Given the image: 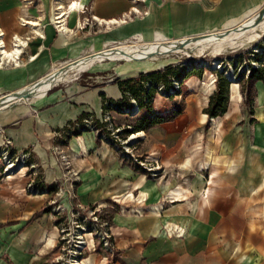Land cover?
Wrapping results in <instances>:
<instances>
[{"label": "crops", "instance_id": "0c3cea01", "mask_svg": "<svg viewBox=\"0 0 264 264\" xmlns=\"http://www.w3.org/2000/svg\"><path fill=\"white\" fill-rule=\"evenodd\" d=\"M75 1L81 7L72 12ZM66 4H70L68 10L57 7ZM263 6L264 0H0V100L43 81L57 68L108 49V45L96 49L101 37L90 36L91 23L116 27L108 35L118 40L113 44L134 38L150 44L159 35L173 42L231 31L236 27H227L244 20L242 25ZM60 13L62 27L55 20ZM127 17L126 22H116ZM219 28L226 30H214ZM154 58L126 59L108 80L101 71L81 74L53 85L45 94L0 105V128L16 149L33 146L47 167L46 179L52 180L57 169L48 149L58 141L53 133L82 115L100 116L105 99L119 101L123 92L117 78H135L170 64L149 63ZM194 78L186 81L190 92ZM190 96L193 102L186 98L180 113L144 129L137 153L158 160L162 172L157 178L120 159L93 133L69 142L73 154L80 153L74 158L75 167L84 169L78 186L82 202L107 203L115 198L125 205L121 204L125 211L117 207L111 214L115 264H264V201L254 199L263 191L264 141L259 140L257 148L244 141L235 151L232 144L220 146L217 120L231 121L236 109L210 117ZM263 96L262 87L259 101ZM177 98H155L154 110L159 109L160 115L173 112L182 103ZM145 114L143 110L135 117H115L135 123ZM212 173L220 178L215 186ZM42 204L43 198H34L26 208L0 205V264L53 260L56 239L50 230L54 220L43 212Z\"/></svg>", "mask_w": 264, "mask_h": 264}, {"label": "rangeland", "instance_id": "374dc122", "mask_svg": "<svg viewBox=\"0 0 264 264\" xmlns=\"http://www.w3.org/2000/svg\"><path fill=\"white\" fill-rule=\"evenodd\" d=\"M72 1L74 0H69L70 3ZM69 5L70 4H66L57 7H60V11H62L65 7L68 10ZM242 22H244V20ZM240 23L239 21H237L227 28L231 29L236 27V29H239L244 25L242 24V26H239ZM91 25L92 26L88 31V33L90 32V36L101 37L100 44L96 46V49H100L99 51L103 50V47H105V45H108V47L106 48H112L120 46L122 44L131 45L135 42H139L142 44L145 43L142 40H138V38L129 39L125 42L113 44L118 40L111 39L108 37V35L111 34L116 27H114L113 25L105 24L95 25L93 23H91ZM68 29L71 31L70 28ZM214 30L221 31L226 29L219 28ZM209 31L212 32L213 30ZM256 34L258 36L255 39H249V36L244 37L236 41V43H238L236 47L227 48L226 50H223L218 54L213 53L211 49H207L204 52L200 53L198 50L192 48L184 49L178 52H170L168 53L169 55L159 54L157 57H155V55H152L155 58L149 61V63L155 62V64L170 63L181 65L184 68H187V70L189 69L202 71V76H196V78H194V83H192L191 85L192 92L188 91L187 82L182 85L183 98L180 96H178L177 98V100L182 99V109H185L186 107V98L190 99L189 103L193 102L194 99L191 100L192 97L190 96L193 95V98L197 99V104L199 105L200 110L202 108V112H204V108L208 106L210 96L217 89V72L225 77H228V73L235 75L237 83H234L236 85L232 83L230 84L228 110L231 108L233 109L234 107L236 109V114L234 115L232 120L228 122H220L219 120H217V123H220V125L216 126V130L214 129L217 133H219L218 139L220 142V146L226 148L227 146H230L232 144L234 151L237 149V147H241L244 141H250L253 145V148H257L256 146H258L259 140L264 141V96L261 97V100L259 101L260 90L262 87L264 88V82L257 80H253L251 82L248 81L250 66H261V64L255 60L254 54H256V52H258L257 54H263L261 55V58L264 65V31H258L256 32ZM92 47L87 50L86 55L91 53V50L93 49ZM132 58L134 57H128V59ZM145 59L146 61L150 60V58ZM123 60L125 61L126 59L117 60L118 62L107 60L97 63L96 65L85 71L71 74L68 80L61 82L70 81L81 74L86 75L100 71L103 72L105 80H108V78H110V74L113 73L114 69L121 63H124ZM134 61L141 62L138 60ZM211 75L213 76V79ZM154 108L156 107L153 103V112L157 113L158 111H160L159 109L154 110ZM261 110H263V112ZM170 114L172 113H169L167 115ZM128 120L133 121L135 119ZM117 121L119 123H129L127 122V120H125L126 122H124L123 117L122 119H119ZM212 124L214 125L213 120L209 122V126L212 127ZM0 130H2V128H0ZM259 135H261L260 138ZM62 150L64 151V149H61L57 144H54L48 149L50 157L52 156L55 160L56 165H53V167L57 169V173L55 172L52 180L46 179L47 167L42 162L40 156L36 154L33 146H29L23 149L24 152H29L30 154L28 155V157H24L18 162L9 161L4 163V159L1 158L0 205L9 204L14 206L17 204H23V207L26 208L32 203V200L34 198H43L42 209L43 212L51 214L54 220L53 227L50 231H53L56 239V244L54 245L56 255L49 264H115L117 259L116 253H112L109 247L107 248L105 245H103V242L99 239V237H95V234H89L87 231L94 230L95 228H101L103 230L105 228L107 229L108 226L105 225V223L108 222L109 224H113V221L111 220V214L113 210L118 207L120 211H122L123 206L125 207V205L122 204L123 201L120 199L121 204L123 205L121 206L119 202L115 201V198L109 200V202L107 203L99 201L92 204H85L84 202H82L80 196L77 193L75 194L74 192V189L76 190L74 180H77L79 186L81 178H83L82 174L84 172V169L80 170V172L78 170L79 167H75L74 159L73 166L78 174L74 173L72 171V168H67L66 165L62 162V155L60 152ZM253 151L255 153L260 152L259 149H257L256 151L254 149ZM64 153H68L67 148H65ZM73 153L74 152L70 150L69 154L72 158L80 157L77 156L79 152L76 151L75 154ZM136 154L139 155V153L137 152ZM78 155H80V153ZM81 155L84 156V154L82 153ZM10 162H12L11 164H14L13 167H9V169H6L8 167L7 164ZM139 168L142 169L141 167ZM142 170L146 173L144 169ZM161 172L162 169L155 177L150 176L148 173L146 174L151 178H157L161 174ZM211 177L212 184L213 186H215L219 182L220 178L215 173H212ZM37 182L43 183L45 185L56 184L60 189L59 191L53 193L31 194L28 190V186L29 184H35ZM262 190L263 191L259 193L262 196L259 197L258 194V197L256 196L254 199H260V201L262 202L264 201V181ZM131 194V198H133L134 194ZM80 203H82V207L79 205ZM94 209H96V213H93ZM94 217H98V219H94ZM84 219L89 222L88 226H84L86 230H80V228H78V225H83ZM61 227H64L66 229V234L68 237V241L66 242L61 239ZM79 233H85L83 234V236L86 238L87 243L83 244L81 252L76 255L74 254V240H77V235ZM45 235L46 237L48 236V238L51 237L48 232H46ZM44 244H46V242Z\"/></svg>", "mask_w": 264, "mask_h": 264}, {"label": "built area", "instance_id": "2783aa9c", "mask_svg": "<svg viewBox=\"0 0 264 264\" xmlns=\"http://www.w3.org/2000/svg\"><path fill=\"white\" fill-rule=\"evenodd\" d=\"M85 10V7H82ZM130 17L123 18L121 20H116V22H126L129 20ZM59 18H57V24ZM136 37V36H135ZM137 39V38H134ZM0 43V47H1ZM19 44V39L15 38L14 45ZM15 56H19L15 54ZM15 58V57H14ZM12 61H16L15 59ZM8 60L10 58H7ZM149 85V84H148ZM181 90L180 83L178 81H174V84L171 88L167 89L165 84H160L158 87V91L156 94L157 97H164V98H172L173 95L182 97V93H177ZM9 94H6L8 96ZM5 95L2 98L6 97ZM1 98V99H2ZM129 103L124 105H119L117 101H106L105 105L110 106V108L104 110L100 116L94 113H88L84 116H81L75 120L67 122V124L53 133V136L58 139L57 145L60 146L61 149L65 148L68 149V153L61 152L62 162L66 165L67 168H72L74 173L76 169L73 166V159L69 154V142L72 138H76L80 140L84 133L90 132L93 133L97 140L106 143L110 147H112L120 157V159L124 161L132 162L135 166H139L146 171L150 176L155 177L161 170V166L157 159L154 157H150V155H146L145 157H141L140 155L136 154L138 144L142 139L145 137L144 130L138 132H131L129 134L124 133V129L126 127L131 128L128 123H119L115 117V114L126 115V116H136L140 113L141 109L136 99L132 97H128ZM30 153L18 151L13 143V140L6 135L4 129L0 130V159H4L5 162L13 161L18 162L20 159L24 157H28ZM12 162L7 164V168L13 167L14 164ZM76 174V175H77ZM76 190L74 189L75 194H78V182L74 180ZM60 188L56 184L45 185L43 183L37 182L35 184H29L28 190L31 194H44V193H53L59 191ZM80 203L79 205L82 207ZM123 211V210H122ZM135 212H139V209H136ZM93 213H96V209L93 210ZM94 219H98V217H94ZM88 223L85 219L83 221V225L79 224L78 228L80 230H86L84 226H88ZM108 226L106 229H94L87 231L89 234H95V237H99V239L103 242L107 248L109 247L112 253H115V244H114V235H113V224H109L108 222L105 223ZM169 231L171 228H167ZM86 232V234H87ZM60 233H62L61 239L65 242L68 241V237L66 234V229L61 227ZM85 233H79L77 235V240H74V254H78L81 252V248L83 244L87 243L86 238L83 236ZM73 245V244H72Z\"/></svg>", "mask_w": 264, "mask_h": 264}, {"label": "bare ground", "instance_id": "6f19581e", "mask_svg": "<svg viewBox=\"0 0 264 264\" xmlns=\"http://www.w3.org/2000/svg\"><path fill=\"white\" fill-rule=\"evenodd\" d=\"M81 7L80 3L75 2L71 10H76ZM261 12V11H260ZM259 14L252 17L247 22L243 23L244 25L239 29H233L231 31L225 33H219L216 35H206L199 36L198 38H188L178 41H168L163 36H158L155 42L151 44H142L139 42H135L131 45L122 44L120 46L108 48L101 53H96L94 55H89L86 58L79 59L73 63H70L66 67H61L55 69L46 79L35 83L28 87L24 92L31 94H45L48 89L54 87L56 84L61 81H66L71 76V74L79 73L85 71L97 63L104 62L107 60L117 61L121 59H128V57H136V56H146L150 57L155 55L157 57L159 54L169 55L170 52H178L184 49H196L200 53L204 52L207 49H211L213 53H221L223 50L227 48H234L238 45L236 41L249 36V39H255L258 35L256 32L264 31V13L263 18H259ZM59 26H63V14L60 13L58 15ZM65 22V21H64ZM253 34V36H252ZM251 35V36H250ZM1 41V40H0ZM17 50L16 52H18ZM124 61V60H123ZM229 79L232 83H237V79L235 75L228 73ZM54 85V86H53ZM39 92V93H38ZM11 100H19L20 96L11 95L9 96ZM9 102H2L0 100V105H7ZM2 108V107H1ZM25 171V170H24Z\"/></svg>", "mask_w": 264, "mask_h": 264}, {"label": "trees", "instance_id": "16d2710c", "mask_svg": "<svg viewBox=\"0 0 264 264\" xmlns=\"http://www.w3.org/2000/svg\"><path fill=\"white\" fill-rule=\"evenodd\" d=\"M257 53L258 52L254 54L255 60L258 61L261 64V66L258 67H254L252 65L250 66V74L248 76L249 82L253 80L264 82V65L261 58L262 57L261 55L263 54H257ZM217 75H218L217 89L210 96L208 106L204 108V114H208L210 117L222 116L228 110V101L230 98L229 97L230 84L232 82L229 79V76L225 77L218 72ZM191 76L200 77L202 76V71L189 70V69L187 70V68H184L181 65L169 64L163 69L151 71L148 73H141L135 78H129V79L117 78L115 82L119 85L120 89L123 92V97L119 101H117V103L119 105H124L130 102L128 97H132L137 100L139 107L141 109L140 113L143 110H146L147 112V114L139 117L135 123H128V125H130L131 128L126 127L124 129V133L129 134L131 132L142 131L149 126L159 124L167 120L169 118V115L168 116L165 114L159 115L153 112V103L156 98L159 85L165 84L167 89H169L174 84V81H178L180 83L181 90H179V92L177 91V93L183 94L182 85ZM172 97H175V95H173ZM106 101L115 102V100H111V99H105V102ZM108 108H110V106H107L104 103V110ZM180 112H181V105L179 104L171 113L173 114Z\"/></svg>", "mask_w": 264, "mask_h": 264}, {"label": "water", "instance_id": "95a60500", "mask_svg": "<svg viewBox=\"0 0 264 264\" xmlns=\"http://www.w3.org/2000/svg\"><path fill=\"white\" fill-rule=\"evenodd\" d=\"M263 13H264V6L261 8V12L259 14V18L262 19L263 18ZM37 82V81H36ZM35 82V83H36ZM34 83V84H35ZM28 89V88H26ZM26 89L22 90V91H19V92H15V93H12V94H9L8 96L2 98V102H9L11 100V98L9 96L11 95H15L16 96H20V98H31V97H34L33 94L31 93H27V92H24Z\"/></svg>", "mask_w": 264, "mask_h": 264}]
</instances>
